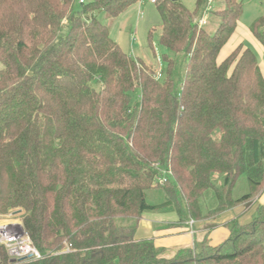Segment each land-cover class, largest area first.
I'll use <instances>...</instances> for the list:
<instances>
[{"label":"trees","instance_id":"1","mask_svg":"<svg viewBox=\"0 0 264 264\" xmlns=\"http://www.w3.org/2000/svg\"><path fill=\"white\" fill-rule=\"evenodd\" d=\"M144 1L0 0V215L21 210L42 256L1 249L0 264H264V74L244 45L221 59L244 0H214L205 27L208 0H158L160 77L98 18ZM250 32L264 49V16ZM243 204L252 220L218 247L205 236L168 259L136 240L145 213L184 225Z\"/></svg>","mask_w":264,"mask_h":264},{"label":"rangeland","instance_id":"2","mask_svg":"<svg viewBox=\"0 0 264 264\" xmlns=\"http://www.w3.org/2000/svg\"><path fill=\"white\" fill-rule=\"evenodd\" d=\"M189 7L193 6L194 0H184ZM78 6V4L76 5ZM264 16V0H244V14L240 22L239 29L236 30L232 41L224 48L222 53L228 52L234 39L242 37V44L250 48L257 56L258 62L264 74V49L262 45L251 35L250 27L253 21ZM99 20L108 26L111 37L117 41L122 50L132 56L134 59H141L145 64L151 65L153 69L158 70L164 65L163 56L167 50L159 43L161 35V18L154 4L147 0L132 6L118 18H110L104 12H98ZM209 24V23H208ZM217 21H212L208 26L210 32L217 27ZM150 33H152L150 39ZM242 33V34H241ZM152 44V47L150 46ZM4 66L0 63V72ZM98 88V86L96 87ZM138 96L135 95V100ZM166 182V181H165ZM165 183H159L164 186ZM248 191L246 177H242L235 190V197L239 198ZM150 203H161L164 201V194L159 190L151 191L148 194ZM211 201H207L205 207L210 205ZM239 214L240 208L236 210ZM255 208L252 211L239 217L242 223H248L252 220ZM155 214V213H153ZM237 216V215H236ZM22 225L21 217L16 218Z\"/></svg>","mask_w":264,"mask_h":264},{"label":"crops","instance_id":"3","mask_svg":"<svg viewBox=\"0 0 264 264\" xmlns=\"http://www.w3.org/2000/svg\"><path fill=\"white\" fill-rule=\"evenodd\" d=\"M240 22L237 30L239 29ZM242 42V37L237 36L230 50L221 54V59L227 57L239 45H243ZM255 203L259 205L264 204V194L257 198ZM239 208L243 211L238 214L236 210ZM251 211V206L243 204L223 213L214 221H191L184 225L179 223L178 215L174 212L145 213L137 230L136 240L153 241L155 246L163 251L162 256L168 259L175 257L182 250L194 247L195 242L203 240L205 236L208 237L210 245L215 248L222 245L230 237L228 225L231 221L240 219V216L243 217L244 214L246 215Z\"/></svg>","mask_w":264,"mask_h":264},{"label":"built area","instance_id":"4","mask_svg":"<svg viewBox=\"0 0 264 264\" xmlns=\"http://www.w3.org/2000/svg\"><path fill=\"white\" fill-rule=\"evenodd\" d=\"M155 4L158 0H147ZM214 8V0H208V7L197 23L199 27H205L208 23L210 12ZM161 67V66H160ZM161 76V68L158 77ZM166 174V173H165ZM159 183L163 184L166 178L159 177ZM14 212L0 215V258L1 249H4L11 262L39 260L42 258L40 252L34 246L30 235L24 226L16 220L18 216H14ZM193 223V222H192Z\"/></svg>","mask_w":264,"mask_h":264},{"label":"water","instance_id":"5","mask_svg":"<svg viewBox=\"0 0 264 264\" xmlns=\"http://www.w3.org/2000/svg\"><path fill=\"white\" fill-rule=\"evenodd\" d=\"M13 214H14V216H18V215L21 214V210H18V211H16V212H14Z\"/></svg>","mask_w":264,"mask_h":264}]
</instances>
